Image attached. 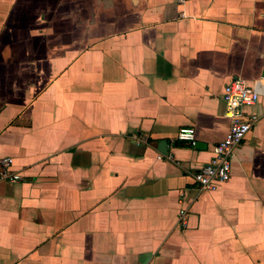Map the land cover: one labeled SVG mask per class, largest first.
Here are the masks:
<instances>
[{
	"label": "crops",
	"instance_id": "crops-1",
	"mask_svg": "<svg viewBox=\"0 0 264 264\" xmlns=\"http://www.w3.org/2000/svg\"><path fill=\"white\" fill-rule=\"evenodd\" d=\"M236 78L259 119L203 190ZM8 158L0 264H264V0H0Z\"/></svg>",
	"mask_w": 264,
	"mask_h": 264
},
{
	"label": "built area",
	"instance_id": "built-area-1",
	"mask_svg": "<svg viewBox=\"0 0 264 264\" xmlns=\"http://www.w3.org/2000/svg\"><path fill=\"white\" fill-rule=\"evenodd\" d=\"M186 0H177L179 4ZM260 81L248 85L243 79L236 78L224 88L223 101L226 116L231 125L225 138L214 147L212 161L194 174V181L203 190H216L221 184L229 182L232 175V155L245 140L254 124L259 119L245 112L247 107L254 106L260 98ZM178 141L190 147L197 146V132L191 127H184L178 134ZM12 160H0V181L17 183L19 174L11 170Z\"/></svg>",
	"mask_w": 264,
	"mask_h": 264
}]
</instances>
